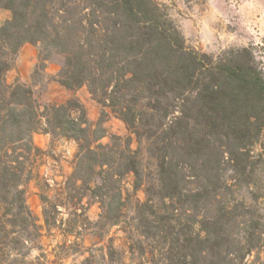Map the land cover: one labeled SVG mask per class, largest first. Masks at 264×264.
<instances>
[{
    "label": "trees",
    "instance_id": "obj_1",
    "mask_svg": "<svg viewBox=\"0 0 264 264\" xmlns=\"http://www.w3.org/2000/svg\"><path fill=\"white\" fill-rule=\"evenodd\" d=\"M0 9L10 14L0 23V264H245L253 254L264 264V68L250 47L189 49L156 0H0ZM26 43L39 45L35 74L60 55L56 82L85 86L128 134L103 144L104 120L92 123L78 100L43 105L29 85L9 84ZM39 131L76 144L53 196L36 173ZM30 180L42 225L26 205ZM113 226L125 251L103 243ZM88 235L103 244L85 249ZM45 236L58 239L55 252H44Z\"/></svg>",
    "mask_w": 264,
    "mask_h": 264
},
{
    "label": "rangeland",
    "instance_id": "obj_2",
    "mask_svg": "<svg viewBox=\"0 0 264 264\" xmlns=\"http://www.w3.org/2000/svg\"><path fill=\"white\" fill-rule=\"evenodd\" d=\"M166 6L169 18L177 27L185 46L189 49L212 56L222 54L231 48L250 47L257 61L264 68V0H156ZM10 17L8 11L0 9V23ZM39 45L26 43L19 49L12 68L6 73L9 84L17 82L29 85L41 104L62 103L68 99L78 100L85 108L86 115L92 123L103 119V128L106 137L100 140L105 144L111 135L126 136L128 134L125 124L118 119L108 108H103L89 93L85 86L70 90L61 86L55 80L61 64L62 57L52 54L45 62L43 70H36L39 64L37 54ZM102 111L105 113L102 115ZM264 141V130L262 132ZM34 144L42 151L36 161V173L39 179L49 184L46 191L53 196L56 189L64 182L72 171V162L76 153V144L59 137H51L41 131L34 134ZM132 178L125 180V187L131 191ZM26 205L35 217L38 225L43 224V204L39 197L37 181L30 180L25 184ZM136 196L144 199L142 191ZM264 207V201L262 202ZM100 213L99 205L91 202L86 214L91 221H96ZM111 240L113 246L126 250L123 233L118 227L107 228L104 232L103 243ZM45 253L55 252L58 239L48 236L42 238ZM97 237H85L83 247H100L103 244ZM39 254L38 250L32 252L33 259ZM262 256V255H261ZM49 260L53 257L49 255ZM80 256H72L65 260L58 259L53 264H79ZM253 254L245 264H261Z\"/></svg>",
    "mask_w": 264,
    "mask_h": 264
}]
</instances>
